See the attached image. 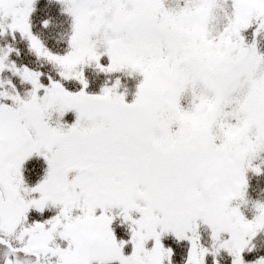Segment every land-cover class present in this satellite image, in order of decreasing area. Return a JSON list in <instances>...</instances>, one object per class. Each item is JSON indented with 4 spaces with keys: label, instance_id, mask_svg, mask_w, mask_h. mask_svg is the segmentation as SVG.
Returning <instances> with one entry per match:
<instances>
[{
    "label": "snow or ice",
    "instance_id": "obj_1",
    "mask_svg": "<svg viewBox=\"0 0 264 264\" xmlns=\"http://www.w3.org/2000/svg\"><path fill=\"white\" fill-rule=\"evenodd\" d=\"M251 177L264 0H0V264H264Z\"/></svg>",
    "mask_w": 264,
    "mask_h": 264
},
{
    "label": "trees",
    "instance_id": "obj_2",
    "mask_svg": "<svg viewBox=\"0 0 264 264\" xmlns=\"http://www.w3.org/2000/svg\"><path fill=\"white\" fill-rule=\"evenodd\" d=\"M129 99H131V97H129ZM249 195L253 199H264V177L250 178ZM253 243L255 244L257 251H260V254H264V235L257 237ZM223 264H227V261H224Z\"/></svg>",
    "mask_w": 264,
    "mask_h": 264
},
{
    "label": "rangeland",
    "instance_id": "obj_3",
    "mask_svg": "<svg viewBox=\"0 0 264 264\" xmlns=\"http://www.w3.org/2000/svg\"><path fill=\"white\" fill-rule=\"evenodd\" d=\"M262 235H264V234H262Z\"/></svg>",
    "mask_w": 264,
    "mask_h": 264
}]
</instances>
